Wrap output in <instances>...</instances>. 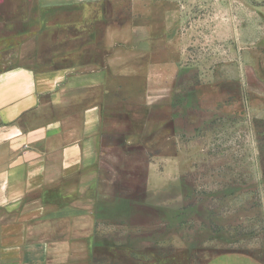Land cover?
Wrapping results in <instances>:
<instances>
[{
    "label": "rangeland",
    "instance_id": "374dc122",
    "mask_svg": "<svg viewBox=\"0 0 264 264\" xmlns=\"http://www.w3.org/2000/svg\"><path fill=\"white\" fill-rule=\"evenodd\" d=\"M13 1L0 70L56 67L70 36L85 38L76 25L120 45L98 168L102 241L153 246L167 264L219 253L264 264V0ZM111 251L94 264H118Z\"/></svg>",
    "mask_w": 264,
    "mask_h": 264
},
{
    "label": "crops",
    "instance_id": "0c3cea01",
    "mask_svg": "<svg viewBox=\"0 0 264 264\" xmlns=\"http://www.w3.org/2000/svg\"><path fill=\"white\" fill-rule=\"evenodd\" d=\"M51 1L35 0L36 7ZM16 12L13 0L0 1V29L12 26ZM89 27L73 28L85 38L71 35L68 51L52 59L56 67L40 71L29 62L0 70V264H94L111 250L108 259L118 264L169 262L159 263L153 246L109 247L96 226L105 212L96 198L105 111L122 76L119 58L110 65L109 55L119 43L97 44ZM151 186L149 204L161 205ZM202 264L257 261L219 253Z\"/></svg>",
    "mask_w": 264,
    "mask_h": 264
}]
</instances>
